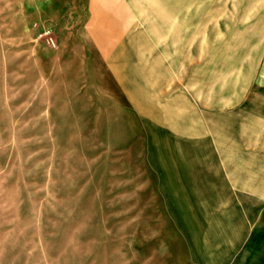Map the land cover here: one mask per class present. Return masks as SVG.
<instances>
[{
    "label": "rangeland",
    "instance_id": "rangeland-1",
    "mask_svg": "<svg viewBox=\"0 0 264 264\" xmlns=\"http://www.w3.org/2000/svg\"><path fill=\"white\" fill-rule=\"evenodd\" d=\"M0 264H264V0H0Z\"/></svg>",
    "mask_w": 264,
    "mask_h": 264
},
{
    "label": "built area",
    "instance_id": "built-area-1",
    "mask_svg": "<svg viewBox=\"0 0 264 264\" xmlns=\"http://www.w3.org/2000/svg\"><path fill=\"white\" fill-rule=\"evenodd\" d=\"M49 42H50L51 44L55 45V42H54L53 38H49Z\"/></svg>",
    "mask_w": 264,
    "mask_h": 264
}]
</instances>
